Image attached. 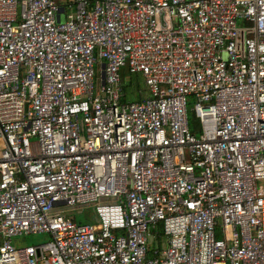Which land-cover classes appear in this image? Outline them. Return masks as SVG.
<instances>
[{
    "label": "built area",
    "instance_id": "1",
    "mask_svg": "<svg viewBox=\"0 0 264 264\" xmlns=\"http://www.w3.org/2000/svg\"><path fill=\"white\" fill-rule=\"evenodd\" d=\"M60 11L0 0V264H264V0Z\"/></svg>",
    "mask_w": 264,
    "mask_h": 264
},
{
    "label": "rangeland",
    "instance_id": "2",
    "mask_svg": "<svg viewBox=\"0 0 264 264\" xmlns=\"http://www.w3.org/2000/svg\"><path fill=\"white\" fill-rule=\"evenodd\" d=\"M239 23H240V21H238V24ZM123 69L126 71L125 67ZM124 73H125V76H123L124 80H127V79L130 80V78L136 79V77H139V74L128 75L127 71ZM139 86H140V88H139L137 96L140 99L141 96L144 94L145 85L142 83H139ZM137 96H132L131 99L136 100V99H138ZM62 209L64 212H67L72 217H74L77 222H82V223L90 222L92 219V216H93V208L90 205L87 207L86 206L83 207V209H81L77 206L64 205V206H62ZM47 240H48V235L46 233H28V234H22V235L13 237L12 242L16 246H25V245H29V244H37V243L45 242Z\"/></svg>",
    "mask_w": 264,
    "mask_h": 264
},
{
    "label": "crops",
    "instance_id": "3",
    "mask_svg": "<svg viewBox=\"0 0 264 264\" xmlns=\"http://www.w3.org/2000/svg\"><path fill=\"white\" fill-rule=\"evenodd\" d=\"M66 2H67V0H57V3L60 5V9H61V11H60V13H64L65 11H66ZM62 17V16H61ZM127 71V70H126ZM124 69H122V72L124 73V72H126ZM128 72V71H127ZM136 75L137 74H139V76H140V82H137V80L136 79H133V82L131 83V90L130 91H125V90H123L124 91V93H125V97L126 98H128V99H130V100H133V99H131L132 98V96H137L138 95V91H139V88H140V86H139V83H142V84H144V80H143V77H142V75L140 74V73H135ZM135 74H133V75H135ZM123 80V79H122ZM137 83H138V86H137ZM134 84V85H133ZM133 85V86H132ZM145 85V84H144ZM138 87V88H137ZM147 95V90H146V87H145V89H144V94L141 96V98L140 99H142L143 97H145ZM137 98H138V96H137ZM139 98L138 99H136V100H140Z\"/></svg>",
    "mask_w": 264,
    "mask_h": 264
},
{
    "label": "trees",
    "instance_id": "4",
    "mask_svg": "<svg viewBox=\"0 0 264 264\" xmlns=\"http://www.w3.org/2000/svg\"><path fill=\"white\" fill-rule=\"evenodd\" d=\"M131 74H134V73H128V75H131ZM123 76H125V73H122V79H123L122 80V87H123V90L130 91L131 90V83L133 82V78H130V80H128V79L124 80ZM140 79H141L140 76L136 77L137 82H140ZM137 86H138V83H137ZM189 117H190V122H192V124L194 125V129H195L196 125H197V120L195 119V117L191 113H190Z\"/></svg>",
    "mask_w": 264,
    "mask_h": 264
}]
</instances>
